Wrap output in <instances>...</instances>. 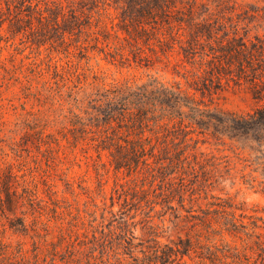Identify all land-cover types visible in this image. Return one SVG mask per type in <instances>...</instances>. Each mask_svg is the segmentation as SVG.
Wrapping results in <instances>:
<instances>
[{"label": "trees", "instance_id": "1", "mask_svg": "<svg viewBox=\"0 0 264 264\" xmlns=\"http://www.w3.org/2000/svg\"><path fill=\"white\" fill-rule=\"evenodd\" d=\"M135 1L136 13L118 24L98 27L89 12L86 24L61 29L66 9L83 14L73 0H0V30L7 22L27 47L150 67L179 46L191 76L185 87L155 77L109 80L69 62L48 73L6 60L0 46V89L11 83L20 91L10 122L0 90V142L18 130L13 161L0 164V264H264V210L248 211L237 194L217 188L232 167L221 166L230 165L225 156L204 155L193 137L215 130L264 166L262 58L256 65L252 42L218 36L226 20L212 21L199 10L204 3ZM78 146L104 154L115 173L144 170L147 187L115 182L107 196L101 180L91 188L81 179L77 191ZM166 221L175 236L162 242Z\"/></svg>", "mask_w": 264, "mask_h": 264}, {"label": "rangeland", "instance_id": "2", "mask_svg": "<svg viewBox=\"0 0 264 264\" xmlns=\"http://www.w3.org/2000/svg\"><path fill=\"white\" fill-rule=\"evenodd\" d=\"M74 8L79 14L78 17L71 15V11L66 9L65 18L60 20L59 27L65 29L66 27H74L76 23H85L87 21L88 13L90 12L89 21L93 24L97 23L98 27L107 25L110 27L111 24H118L123 17L120 15L126 14L131 15L136 13L137 1L135 0H73ZM141 1V0H138ZM200 3H204L205 8L200 7L202 13L207 14L211 12L214 17L206 18L211 19L216 22L219 19H225L227 26L215 27L218 36L222 35H236L238 41L243 38L246 40L249 47L250 42L254 44L253 50L255 52L254 60L256 65L258 64L257 58H262L259 62L261 72H264V53H260L257 50L259 47L264 45V0H197ZM123 7V8H122ZM201 13V12H200ZM205 18L206 16H199ZM218 17V19H217ZM8 29V24L5 22L3 24V29L0 30V46L2 47V54L6 60L12 59L14 63H26L35 62L36 64H41L43 67V72L49 70L51 73L52 66L58 64V68L65 66L66 62H69L72 67L78 68V72L95 71L97 74H103L109 80L115 79L122 81L124 79H135L140 81H145L151 77H155L159 81L165 83L179 82L182 86L185 85L186 78L190 79L191 76L188 73L190 66L184 62L182 59V50L179 46L171 52V56L167 60L162 57V62L156 63L154 66L145 67L136 64H131L130 67L126 65L108 64L102 56H97L92 61H86L84 58H80L77 51H73L70 57H64V54L52 53L50 51H44L41 48L39 51L34 46L27 47L25 44L26 40L21 34L14 36ZM123 35V34H121ZM71 39L84 38L86 33H74L70 36ZM240 38V39H239ZM179 52V54H178ZM262 54V55H261ZM27 57V58H26ZM22 61V62H21ZM9 64V62H7ZM254 71L253 69L250 71ZM6 86H2V103L6 111V117L9 118L10 122L16 120L13 114L20 111L19 101L17 97L20 96V91L18 84L12 85L11 83ZM185 87V86H184ZM230 98L234 102H239V98L230 95ZM248 104L246 107L247 111H251L253 107L256 106L255 102L251 99L249 94ZM28 106V105H27ZM213 130L219 128L215 123L212 124ZM211 135H193L194 139H198V150L202 151L204 155L221 157L225 156L229 164L227 167H232L228 174L223 175V181H220V185L217 187H222L224 192H229L231 194H237V199L244 202L245 206L249 209H259L264 210V191L262 190V184L264 183V166L257 165V161L252 162L254 157L248 156L245 152H241L239 146H235L227 140L226 138L218 139L219 136L216 134L215 130ZM18 137V130L7 134L4 142H0V164L12 162V154L10 153V147L14 140ZM243 145V144H242ZM241 145V146H242ZM75 153V164L73 166V171L75 174L74 187L77 188L81 179H86V186L95 188L98 181L105 183L106 194L109 196L114 187V183H122L124 187H133L136 184H144L147 187V183L150 178H146L147 173L144 170L139 171V173H130L127 171L114 172L113 168L108 164V160L104 154H102L99 159L96 153L91 149H83L80 146L76 147ZM249 157V159L247 158ZM245 159L248 161H245ZM264 160V158H263ZM264 163V161L262 162ZM220 173L223 174V170L219 169ZM59 188H63L60 186ZM213 193L218 194L219 191L215 190ZM82 200H86L87 197L82 195ZM117 207V206H116ZM264 218V214H263ZM168 219V215L165 217ZM156 221H158L156 219ZM164 231L161 232L163 236L161 241L171 239L175 236V231L171 227V223L165 222ZM136 234L140 237L146 236L144 230L141 231L140 225L136 227Z\"/></svg>", "mask_w": 264, "mask_h": 264}]
</instances>
